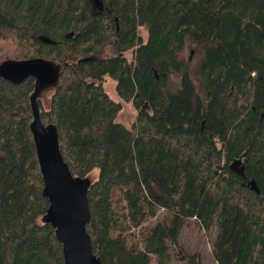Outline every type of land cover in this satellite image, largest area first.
Listing matches in <instances>:
<instances>
[{
    "label": "trees",
    "instance_id": "16d2710c",
    "mask_svg": "<svg viewBox=\"0 0 264 264\" xmlns=\"http://www.w3.org/2000/svg\"><path fill=\"white\" fill-rule=\"evenodd\" d=\"M102 1L99 13L91 0H0V66L60 67L48 103H37L72 174L91 181L95 254L102 264H167L182 229H199L215 234L212 262L264 264V0ZM187 39L205 45L193 75L179 59ZM105 77L138 111L133 130L117 122L122 105ZM37 85L0 75V264H65L43 222ZM238 159L245 178L231 168Z\"/></svg>",
    "mask_w": 264,
    "mask_h": 264
},
{
    "label": "water",
    "instance_id": "95a60500",
    "mask_svg": "<svg viewBox=\"0 0 264 264\" xmlns=\"http://www.w3.org/2000/svg\"><path fill=\"white\" fill-rule=\"evenodd\" d=\"M99 13L105 5L102 0H91ZM74 33H71L72 37ZM40 41L53 45L54 42L45 36ZM60 67L52 62L33 60L23 63L8 62L0 66V75L7 81L21 83L28 78H36L37 87L32 96L33 120L31 132L34 137L39 168L44 181L43 194L49 201V208L43 222L55 230L57 240L63 249L65 264H102L94 252L88 226L91 223L89 202L90 179L75 177L62 151L60 136L54 125H45L37 99L42 89L54 85ZM232 169L245 178V162L236 160ZM252 190L258 192L254 180L248 182Z\"/></svg>",
    "mask_w": 264,
    "mask_h": 264
},
{
    "label": "rangeland",
    "instance_id": "374dc122",
    "mask_svg": "<svg viewBox=\"0 0 264 264\" xmlns=\"http://www.w3.org/2000/svg\"><path fill=\"white\" fill-rule=\"evenodd\" d=\"M139 33L145 40L147 39V33L144 29L139 30ZM204 47L205 45L203 42H193L192 40L187 39L185 48L179 53V59L186 64L188 72L191 75H193V73L199 69L205 61ZM111 54L110 50H106L104 56H111ZM124 56L131 61L133 53L132 51H129L126 52ZM166 80L168 83V91H170L171 94H176L181 85V76L172 74L167 76ZM103 86L110 98L116 103L122 105V110L117 116V122L123 124L129 130H133V126L138 118V111L134 105L130 102H126L118 95L117 81L113 78L105 77ZM52 88L51 85L40 91L38 96L40 103H44L45 105L48 103ZM167 94L168 93L166 92V96ZM199 94H201V92H199ZM160 213H163V211ZM155 222L156 220L153 221V223ZM202 236H204V238H201ZM214 242L215 234L213 233L208 234L204 230L199 229H196L195 231H184V229H182L178 245H173V248L170 251V256L167 259V264H201L199 258L193 256L197 250L208 256L207 264H216L209 258V256L211 257L213 254Z\"/></svg>",
    "mask_w": 264,
    "mask_h": 264
}]
</instances>
